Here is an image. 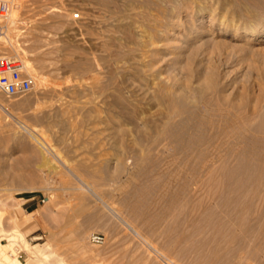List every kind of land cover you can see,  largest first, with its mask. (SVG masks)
I'll list each match as a JSON object with an SVG mask.
<instances>
[{"label":"rangeland","instance_id":"1","mask_svg":"<svg viewBox=\"0 0 264 264\" xmlns=\"http://www.w3.org/2000/svg\"><path fill=\"white\" fill-rule=\"evenodd\" d=\"M127 1H15L10 31L18 53L1 41L0 56L29 61L44 86L33 77L28 94L0 92V195L7 209L0 245L18 264H264V221L259 229L254 216L239 220L217 187L185 186L172 150L143 148L115 101L122 96L140 122L158 125L171 108L166 98L202 90L213 104L262 112L264 33L247 32L246 20L222 18L234 10L216 0L215 11L202 13L185 1L161 8ZM18 120L43 130L60 157L57 169L44 165ZM120 120L127 135L113 130ZM85 183L98 199L79 189ZM30 187L25 206L16 207V189ZM254 194L262 206L264 186ZM16 212L27 244L10 239ZM93 234L104 244H93Z\"/></svg>","mask_w":264,"mask_h":264},{"label":"bare ground","instance_id":"2","mask_svg":"<svg viewBox=\"0 0 264 264\" xmlns=\"http://www.w3.org/2000/svg\"><path fill=\"white\" fill-rule=\"evenodd\" d=\"M151 1L156 2L158 5H160L159 6L160 8L163 4H165L166 6L170 4L169 0H151ZM173 1L175 2V5L180 1L190 2L196 5L197 9L201 13L210 8L211 10L215 11L214 5L218 3V5L221 6L223 5L227 11H229L230 9L234 10V12L231 15L228 16L226 14L222 18L224 19L228 18L227 20H230V18L231 20L234 19L246 20L247 22H250L248 25L250 31L247 32L255 36L258 35L260 36L261 34L264 33V0H216L215 4L212 3L213 0H173ZM127 3L128 5L133 6L135 2L134 0H128ZM16 16H17V12L14 3L13 11L11 14L12 23H15ZM12 34L13 32L9 31L6 38L2 39V41L5 42V43L3 42L5 45L7 44L8 46L11 45V47H13L17 55L18 53L17 50L19 49V46L13 43L14 37H12ZM23 63L26 71L31 76L37 79L38 82L36 81L37 84L35 83L36 84L35 86H39V85L44 86L43 79L37 75L33 65H31L29 61H23ZM207 95H208L207 92L202 90L193 95H190L191 97L189 96V98L186 99L175 98L172 96L166 98L165 100L169 103L171 108L168 111L167 116L166 117L164 116L165 118L163 117L165 121L162 123V125H158L152 122H147V123L140 122V119L136 116L137 109H135L133 105L131 106L129 104L130 101L127 102L126 99H124L120 95L116 98V100L115 99L114 100L121 107L119 111L120 114L119 118L121 117V119L127 120L128 118L127 116H129L128 124H131L132 127L135 128L132 130L134 134H136L140 139L141 144L145 146L143 148L147 147L148 150L158 151L160 147L163 148L162 146H164L168 150L170 149L172 150L171 156L173 157L172 158L173 164L172 163L171 164L176 167L177 176L185 182V186L189 187L192 185L193 186L197 185L203 188L204 187L209 188L210 186L219 188L220 189L218 192L219 195L217 196H219L225 201V204L227 208L230 209V212L233 215H235L237 218H239V220L249 215L254 216L255 222L253 225L255 227L256 226L258 227L260 226L261 221L262 220L264 221V204L262 206L259 205V207L256 206L257 204H255L254 201V196L256 194L254 193L258 192L264 186V111L261 110L262 112H260L258 108L259 112L257 110H254L253 112H248L245 109L243 110L239 109L240 107L237 108L230 105L227 106L224 103L213 104L211 102L212 100L210 101ZM184 114H187V116H185ZM178 117L180 118V120L179 119L178 121L175 120ZM17 123L20 129L25 134H27L29 138L38 146L37 150L42 154L41 157L43 160L42 162H44V165L57 169L56 162H58L57 160H59L60 157L57 154L58 152L56 153L54 148L46 140L44 136L45 133L43 132V130L38 129L35 125L34 126L33 125L31 126V124L27 125L20 120H18ZM116 123H115V128L113 130H116L118 135L119 134H122L123 136L127 135L128 134V129H126L127 123L122 122L121 120L117 124ZM15 136H17V138L18 137L20 138L21 135L18 132L15 133ZM121 144L119 145L121 146ZM162 150L164 151L165 149ZM33 151H35V149ZM103 171H105L104 179H109L111 177L110 175L111 173L109 174V172L106 170ZM113 177L115 176H113L112 174V178ZM19 181L21 183L20 179ZM177 182H182V181L178 180ZM183 187H184V183H183ZM1 189L2 188H0V190ZM79 189H83L82 191L91 193L93 197L98 199L97 194L99 193L96 192L97 194H95L94 193L95 191L93 192L92 188L87 183L83 184L82 188ZM16 190H17L16 193L19 195L17 198H15L17 200L16 207L17 206L24 207L26 204V200L28 199V196L26 194L28 192L33 193L34 189H31L30 187V189L19 188ZM99 199H101V197H99ZM105 208H107V210H109L111 213L118 214L115 208L111 206L105 205ZM6 211L7 209H6L5 199L1 198L0 195V237H4L6 235V230L4 229L5 228L4 217L6 215ZM12 222L14 223L13 225L14 230L11 234L8 232L9 236L11 237L10 239L12 240L14 239V237L18 236L19 238L21 237V239L25 244H27L25 241L26 239H24L23 233L21 231V226L23 225V223L20 222V218L17 212L16 214H14V218ZM258 228L261 229L260 227ZM27 247L26 248L29 249V251L34 249V252L32 253L38 254V252H40L44 255L46 254L44 253L43 249L39 248L38 246H35L32 249H30L31 246L29 245ZM151 248L154 253H157V250L154 246H151ZM5 253L6 252L4 248L0 245V264H5V262H12L13 264H18L17 260L11 261L9 259L8 256L11 254L10 252H9L10 254L8 253L9 254L8 256ZM45 256L44 258H46ZM38 257L40 258V256ZM41 258L43 259V257ZM169 262H171V260H169ZM6 264H10V263H6Z\"/></svg>","mask_w":264,"mask_h":264},{"label":"built area","instance_id":"3","mask_svg":"<svg viewBox=\"0 0 264 264\" xmlns=\"http://www.w3.org/2000/svg\"><path fill=\"white\" fill-rule=\"evenodd\" d=\"M16 0H0V45L6 38L12 24L11 14ZM35 80L25 69L19 56H0V92L8 98H14L33 91ZM90 241L102 245L105 237L93 234ZM167 264H174L165 260Z\"/></svg>","mask_w":264,"mask_h":264}]
</instances>
